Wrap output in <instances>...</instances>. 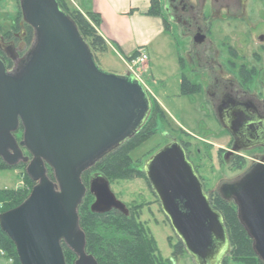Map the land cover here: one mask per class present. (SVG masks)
I'll return each instance as SVG.
<instances>
[{"label": "water", "instance_id": "water-1", "mask_svg": "<svg viewBox=\"0 0 264 264\" xmlns=\"http://www.w3.org/2000/svg\"><path fill=\"white\" fill-rule=\"evenodd\" d=\"M20 5L37 40L15 74L0 61V158L9 167L25 163L35 186L21 205L0 214V228L20 264H67L64 245L77 256L75 264H98L87 253L78 213L87 192L95 198L93 214L128 216L129 210L103 174L93 175L88 188L82 176L140 133L153 110L151 97L132 73L100 68L57 0H20ZM251 109L237 103L218 111L234 139V153L264 147V118ZM144 172L194 263L223 264L231 254L227 228L182 144L174 140L160 149ZM218 193L236 205L264 264V157L239 180L222 183Z\"/></svg>", "mask_w": 264, "mask_h": 264}, {"label": "rangeland", "instance_id": "rangeland-1", "mask_svg": "<svg viewBox=\"0 0 264 264\" xmlns=\"http://www.w3.org/2000/svg\"><path fill=\"white\" fill-rule=\"evenodd\" d=\"M57 1L67 14L78 11L89 18L88 10L79 9L75 0ZM166 1L167 9H163V18H159L172 28L170 31L164 27L172 43L169 51L173 56L170 52L166 55L151 53V72L147 63L134 65L125 62L127 57L122 60L110 54L100 56L99 63L96 61L106 72L119 75L132 73L144 82L153 108L158 98L164 105V110H152L153 120L149 127L139 136L136 135L135 141L122 153L124 158L129 153L130 162L120 160L116 166H109L106 176L117 199L153 235L164 260H173L175 264H195L186 252L174 256L175 246L180 241L146 178L144 166L156 152L174 140L190 144L191 158L194 165L199 167L197 174L203 181L205 191L211 193L218 191L224 182L239 180L259 162L263 154L261 149L241 151L240 155L244 158L233 165L223 159L231 148L233 137L221 125L214 107L204 95L205 89L201 87L203 94L183 95L182 83L186 77L193 85L199 86L206 80L211 81V76H217L234 80L250 94L264 99V8L261 6L259 9L261 3L256 4L253 0H189L196 9H201L199 17L207 29V41L193 50L192 38L184 37L185 31L173 19L172 0ZM24 23L20 0H0V36L13 37L14 33L21 36ZM196 54H200L203 60H210L198 66ZM178 56L182 58L184 69L179 64ZM254 67L257 70L253 73ZM204 69L206 72H203ZM15 137L18 142L23 140L22 133H16ZM28 154L25 151V156L31 159ZM26 169L27 165L0 171V199L4 200H0V214L4 212L7 202L6 194H1L2 191L21 190L23 195L31 194L35 185L32 187ZM98 173L103 174L101 169L92 168L84 176L87 187L91 177ZM94 203L92 196L87 199L86 208L91 210ZM4 250L0 252L2 264H16ZM226 264L243 263L230 258Z\"/></svg>", "mask_w": 264, "mask_h": 264}, {"label": "trees", "instance_id": "trees-1", "mask_svg": "<svg viewBox=\"0 0 264 264\" xmlns=\"http://www.w3.org/2000/svg\"><path fill=\"white\" fill-rule=\"evenodd\" d=\"M161 14V0H151L149 15L160 17ZM68 16L77 27L83 39L89 42L87 44L97 62L100 56H106L110 53L107 41L98 32L100 24L99 14L87 11V16H89V18H87L84 14L76 11L73 13L69 12ZM165 27L169 30L167 24H165ZM135 56L137 55H134L133 57ZM252 72L254 73L255 70ZM182 91L183 95L189 96L200 93L201 87L193 85L186 77H184ZM159 109L162 110L161 107L155 103L153 112ZM152 120L153 117L151 116L150 120L139 134H142V132L149 127ZM139 134H137V136H139ZM132 141L135 140H131L112 155H109L102 161L98 162L94 168L101 169L103 175L108 179L109 166H116V163L120 160L125 163V160L127 159L128 162H130L131 159L129 153H126L127 156L125 158L122 153H125L127 147L130 146ZM25 166V163H21L16 167H9L0 158V171L9 169L14 170ZM90 170L85 172L82 176V181L85 185L86 182L84 181V176L87 175ZM48 173L51 179L54 180L53 171L48 169ZM30 181L33 187L35 182L32 180ZM20 191L21 190L2 191L3 193L1 194H6L7 197L5 198L7 199V202L5 204L4 212L18 207L28 198L27 195L21 194ZM90 198H92V195L87 193L79 207L78 213L80 226L87 237V253L93 256L98 264H175L173 260H164L162 258L155 238L148 229H145L136 221L133 213L129 212L128 216H125L118 211H113L104 215L93 214L91 210L86 208V201ZM0 200L1 202H4L3 199ZM210 202L212 207L222 215L231 243V254L225 259L223 264H226L230 258H233L237 263L263 264L254 253L253 241L249 238L245 229L239 222L236 205L233 204V202L227 203L218 193H213L210 196ZM2 250L14 259L16 264H20L15 245L0 228V252ZM174 250L175 257L185 253L184 246L181 242L175 246ZM64 253L67 264L76 263L77 256L65 245Z\"/></svg>", "mask_w": 264, "mask_h": 264}, {"label": "flooded vegetation", "instance_id": "flooded-vegetation-1", "mask_svg": "<svg viewBox=\"0 0 264 264\" xmlns=\"http://www.w3.org/2000/svg\"><path fill=\"white\" fill-rule=\"evenodd\" d=\"M171 10L173 11L174 14L173 19H175L178 25L186 33L183 36L192 38L191 40L193 43L192 45L193 50L196 47L203 45L207 41V34L205 33L207 29L204 28L205 26L201 23V19L199 17L201 14V9L199 8L196 9V6L191 5L189 3V0H172ZM168 27L169 30L172 31V28L170 26ZM15 34L16 33L13 34V37L9 36L7 38L0 36V61L4 64L7 73L10 75L15 74L22 67V64L26 61L29 52L32 50L37 40L35 30L26 22L24 23V27L22 28L21 36H17ZM209 60H210L209 58L203 60L200 54H196L195 61L198 66H201L203 62H207ZM203 72H206V69H204ZM210 80L211 81L209 82L207 80L206 83L204 82V84L206 85L205 87L203 83L200 84L199 86L205 89L204 95H206L207 100L214 107L217 117H218V111L220 109L222 110L225 107H231L232 104L240 103L244 105L250 104L252 108L255 110L253 111V109H251L252 115L254 116L255 113H258L260 117L264 118V99L258 98L255 94H250L247 90H244L243 87H240V85L236 83L234 80H224V79H220L217 76H211ZM202 90L200 92L201 94H203ZM22 127L23 126L20 125L19 131L17 133L23 134L24 129ZM133 139L134 138H132L131 140ZM131 140L127 141L125 144L129 143ZM181 144L186 151L188 160L193 164L196 172L199 171L198 165L195 166L194 161L191 158L192 155L190 152L191 149L190 144H184L182 142ZM233 147H234V140H232V145L230 150H228V153H226V155H224L223 157V159L226 162H229L232 165L235 164L238 160L244 158L242 155H240L241 152L234 153ZM254 149L263 150V154L260 157L261 160V158L264 157V147H257ZM25 151L26 150H23L24 155H25ZM87 193L90 192L88 191ZM213 193H218V191L207 193L209 195V198Z\"/></svg>", "mask_w": 264, "mask_h": 264}, {"label": "crops", "instance_id": "crops-1", "mask_svg": "<svg viewBox=\"0 0 264 264\" xmlns=\"http://www.w3.org/2000/svg\"><path fill=\"white\" fill-rule=\"evenodd\" d=\"M79 9H87L100 15L99 34L107 41L110 53L121 57L125 62L133 57L139 49H146L149 55L148 68L151 72V53L169 54L172 43L165 30V20L149 15L151 0H75ZM258 6L264 8V0ZM80 5V6H79ZM172 5V2H171ZM167 1L161 0L163 9H167ZM164 23V24H163ZM178 46V45H177ZM173 56V55H172ZM179 64L184 69L182 58ZM255 69V67L253 68ZM144 83V82H143ZM149 92V91H148ZM156 103L164 110L163 101L158 98ZM2 264V261H0Z\"/></svg>", "mask_w": 264, "mask_h": 264}, {"label": "built area", "instance_id": "built-area-1", "mask_svg": "<svg viewBox=\"0 0 264 264\" xmlns=\"http://www.w3.org/2000/svg\"><path fill=\"white\" fill-rule=\"evenodd\" d=\"M137 56L128 59L127 62H131L132 64H136V65H144V64H148L149 62V55L146 49L142 48L139 49V51L136 53Z\"/></svg>", "mask_w": 264, "mask_h": 264}]
</instances>
